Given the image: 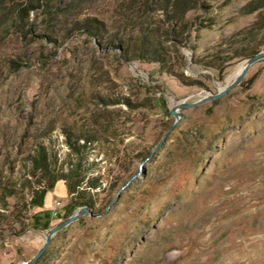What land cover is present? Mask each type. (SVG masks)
Instances as JSON below:
<instances>
[{
	"label": "rangeland",
	"instance_id": "obj_1",
	"mask_svg": "<svg viewBox=\"0 0 264 264\" xmlns=\"http://www.w3.org/2000/svg\"><path fill=\"white\" fill-rule=\"evenodd\" d=\"M263 49L264 0H0V264L83 206L35 264H264V58L171 113Z\"/></svg>",
	"mask_w": 264,
	"mask_h": 264
},
{
	"label": "water",
	"instance_id": "obj_2",
	"mask_svg": "<svg viewBox=\"0 0 264 264\" xmlns=\"http://www.w3.org/2000/svg\"><path fill=\"white\" fill-rule=\"evenodd\" d=\"M263 58H264V49L263 50H260L256 54H254V55L250 56L249 58H247L244 61V65H243L241 71L239 72V74L237 75V77L231 83H228V84L223 85L221 87V90L219 92L209 94L208 96L203 97L200 100L193 101V102H190V103H184V102L178 103L171 110V113H175L177 115L176 109L178 107H183L185 105L186 106L196 105V104H198V103H200V102H202V101H204L206 99H212V98L221 97L228 89H230L232 86L238 84L242 80V78L245 76V74L247 73V71L250 69V67L254 63H256L257 61H259L260 59H263ZM173 126H174V124L171 126V128ZM143 163H144V161H142V163L140 164V170L137 173H135L134 175H132L129 179H127V181L121 186V189L127 187L132 182V180L139 175V173L143 172V168H142ZM86 211L92 213V210L89 207L83 206V207L79 208L78 211H76L74 214L70 215L69 217H67L66 219H64L63 221H61L60 223H58L57 225H55V226L51 227L50 229H48L47 231H45V241L42 244V246L39 249V251L31 259L26 260V261H23L22 264H35L38 261V259L40 258V256L44 253V251L50 245L53 236L61 228H63L64 226L68 225L70 222H72L74 219L78 218L79 215H81L83 212H86Z\"/></svg>",
	"mask_w": 264,
	"mask_h": 264
},
{
	"label": "trees",
	"instance_id": "obj_3",
	"mask_svg": "<svg viewBox=\"0 0 264 264\" xmlns=\"http://www.w3.org/2000/svg\"><path fill=\"white\" fill-rule=\"evenodd\" d=\"M159 61H161V60H159ZM75 148V147H74ZM76 149H79L78 147H76ZM60 177H56L55 178V181L56 180H58ZM92 181L90 182V184L88 185L89 187H96L97 186V184H98V178H92L91 179ZM82 181V180H81ZM54 182V181H53ZM53 182H50L49 183V185H48V188H45V189H43L42 191H40V192H38L37 191V196H36V198L34 199V203H39V202H42V201H40V200H42L43 199V197L45 196V194H46V192L50 189V188H52L54 185H53ZM71 185V190L72 191H76V187L77 186H79V185H81V183H80V180H75L74 179V181H73V183H70ZM80 198H84V194L83 193H81L80 194ZM79 203H83V204H86V205H89V203L87 202V201H81V202H79ZM77 205H78V203H76ZM76 204H74V206L76 205ZM73 206V207H74ZM50 223H51V215H50V213H46V216H45V218L43 219V217H36L35 219H34V225L36 226V227H43V228H47V227H49L50 226Z\"/></svg>",
	"mask_w": 264,
	"mask_h": 264
},
{
	"label": "bare ground",
	"instance_id": "obj_4",
	"mask_svg": "<svg viewBox=\"0 0 264 264\" xmlns=\"http://www.w3.org/2000/svg\"><path fill=\"white\" fill-rule=\"evenodd\" d=\"M241 69H242V66H241V65L238 66V68H237V69L234 71V73L231 75L230 80L233 79V78H235V77L239 74V72L241 71Z\"/></svg>",
	"mask_w": 264,
	"mask_h": 264
},
{
	"label": "built area",
	"instance_id": "obj_5",
	"mask_svg": "<svg viewBox=\"0 0 264 264\" xmlns=\"http://www.w3.org/2000/svg\"><path fill=\"white\" fill-rule=\"evenodd\" d=\"M58 204H61V202L59 201V203Z\"/></svg>",
	"mask_w": 264,
	"mask_h": 264
}]
</instances>
